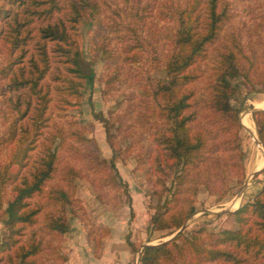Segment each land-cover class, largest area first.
<instances>
[{
	"label": "trees",
	"instance_id": "obj_1",
	"mask_svg": "<svg viewBox=\"0 0 264 264\" xmlns=\"http://www.w3.org/2000/svg\"><path fill=\"white\" fill-rule=\"evenodd\" d=\"M255 1L256 17L261 18L255 26L262 31L257 32V43L239 32L227 33L230 43L218 52L201 101L209 113L208 126L193 131L199 103L189 86L197 78L193 68L230 22L229 0H183L169 15L168 27L155 30L154 35L146 34L151 0H0V118L5 123L0 150L9 149L0 163V219L6 228L0 240V264H61L64 260L60 245L51 241H60L69 229L66 211L74 197L73 178L81 173L67 165L60 173L63 184L53 179L58 150L69 136L73 137L69 148L87 169L103 170L98 177L101 185H121L113 161L108 165L99 158L94 139L79 130L67 134L51 122L54 105L58 109L78 106L79 100L71 97H80V87L92 82L93 74L83 72L79 63L82 18L96 24L92 38L104 57L109 91L121 79L120 62L145 61L148 68L164 73L155 79L147 74L151 81L140 88L141 97L152 100L155 107L146 132L137 134L143 143L137 164L158 195L165 190L167 171H173L169 196L155 207L149 224L166 235L180 230L168 240L140 248L138 264H264V188L233 211L234 229L216 234L202 227L185 232L195 206L179 204L191 169L204 162L208 153L219 151V142L232 143L234 150L240 144V109L230 102L236 91L232 80L238 78L263 91L257 88L264 87V64L257 61V52L264 43V0ZM94 116L103 122L113 147L112 118L101 112ZM251 116L264 150V109L252 111ZM237 153L242 177V154ZM46 203L52 206L43 225L51 235L49 241L35 228ZM87 237L93 238L90 233ZM94 239L98 246L99 239ZM129 245L133 252L139 249L132 242ZM50 257L53 260L47 262Z\"/></svg>",
	"mask_w": 264,
	"mask_h": 264
},
{
	"label": "rangeland",
	"instance_id": "obj_2",
	"mask_svg": "<svg viewBox=\"0 0 264 264\" xmlns=\"http://www.w3.org/2000/svg\"><path fill=\"white\" fill-rule=\"evenodd\" d=\"M229 1L232 11L230 22L225 26L221 38L208 47L205 57L193 68V73L197 78L189 86L199 101L195 105L197 119L193 123V131L203 130L208 126L209 113L201 101L208 91L211 66L218 52L222 51L224 45L230 43L227 33L239 32L241 36H246L254 44L257 43V34L262 32L260 25L255 26L261 20L256 17L257 9L255 10L254 6L258 3L255 0ZM182 2L183 0H151V15L146 24V34L154 35L155 30L167 28L169 15L173 14L175 8ZM64 4L63 11H66V3ZM105 14L103 11L102 15L105 16ZM79 28L80 35L77 37L81 50L79 63L83 72L93 74L92 82L80 87L82 90L80 97H71L74 101L79 100L78 106L58 109L54 105L51 122L61 126L67 134L73 130H79L86 137L94 139L99 158L108 165L113 161L121 185H101L98 177L104 175L103 170L99 173L88 170L86 163L77 158L69 148L73 141V137L69 136L58 150V172L53 182L63 184L60 173L67 165L78 168L81 175L73 178L74 197L66 211L69 229L60 241L57 239L50 241L53 244L58 243L60 251H63L67 234L74 232L76 235L84 236L91 254L97 258L103 248L104 240L109 238V240H117L125 245L135 258L142 244H157L176 232L166 235V231L153 230L149 224L155 207L162 204L169 196L168 188L171 185L173 171H167L165 190L158 195L142 175L141 167L137 164V153L143 144L142 138L138 137V139L137 134L142 136L146 132L148 119L150 120L155 107L152 100L141 97L140 88L147 86L151 81L146 79L147 74L155 79L163 78L164 73L162 70L148 68L145 61L133 64L120 62L123 70L121 79L109 91L105 83L107 71L104 57L96 50L92 38L97 30L96 24L89 18H82ZM114 45L120 48V44ZM258 48L257 61L263 65L264 43ZM232 82L236 85V91L230 102L240 109L239 118L243 124L239 132L240 144L236 151L232 143L219 142V151L208 153L204 162L189 171L183 184L184 190L180 195L179 204L188 205L189 202H193L195 212L186 220L185 232L201 227L214 234L223 229H234L236 221L233 211L244 201H252L255 195L264 188L263 169L254 172L255 169L262 167V164L260 165L262 152L260 154L256 127L250 112L251 108L257 104L254 103L255 101L264 102V87L258 85L257 88L263 90L258 91L251 89L250 85L242 84L238 78L233 79ZM259 105L257 104L256 107ZM260 106L263 107L259 108H264V105ZM98 112L106 118H112L113 126L110 128V133L113 147L107 141L103 122L94 116ZM4 124L0 118V133L3 131ZM237 152L242 154L241 162L244 168L242 177L239 173L240 161L237 159ZM8 153V148L0 150V163ZM36 200L45 203L43 198L37 197ZM236 202L237 204L233 205ZM51 211L52 206L46 203L35 225L38 233L47 241L51 235L46 233L43 225L46 221L45 214ZM5 232V225L0 219V240ZM88 233L93 238L89 239ZM94 238L99 239L98 246ZM130 242L139 246L136 252L132 251ZM46 254L42 255L43 258Z\"/></svg>",
	"mask_w": 264,
	"mask_h": 264
},
{
	"label": "crops",
	"instance_id": "obj_3",
	"mask_svg": "<svg viewBox=\"0 0 264 264\" xmlns=\"http://www.w3.org/2000/svg\"><path fill=\"white\" fill-rule=\"evenodd\" d=\"M83 237L74 232L67 234L64 250L61 251L64 255L61 264H138V255L134 258L125 245L109 238L104 240L100 255L95 258ZM52 260L50 257L48 262Z\"/></svg>",
	"mask_w": 264,
	"mask_h": 264
},
{
	"label": "water",
	"instance_id": "obj_4",
	"mask_svg": "<svg viewBox=\"0 0 264 264\" xmlns=\"http://www.w3.org/2000/svg\"><path fill=\"white\" fill-rule=\"evenodd\" d=\"M257 109H264V108H259V107H256L255 105L251 108V110H250V112L252 113V111H254V110H257ZM245 114V113H244ZM242 123V122H241ZM243 125V124H242ZM245 127V126H244ZM246 128V127H245ZM257 137V136H256ZM257 141H258V143H259V145L261 146V143H260V141H259V139L257 138ZM261 148H262V146H261ZM262 151H263V165H262V167L260 168V169H255L254 170V172H258V171H260L261 169H263V167H264V150H263V148H262ZM180 230V229H179ZM178 230V231H179ZM178 231H176L174 234H172L169 238H167L166 240H168V239H170V238H172V237H174L175 235H176V233L178 232ZM165 241V240H164ZM145 244H142L141 245V248L144 246Z\"/></svg>",
	"mask_w": 264,
	"mask_h": 264
},
{
	"label": "bare ground",
	"instance_id": "obj_5",
	"mask_svg": "<svg viewBox=\"0 0 264 264\" xmlns=\"http://www.w3.org/2000/svg\"><path fill=\"white\" fill-rule=\"evenodd\" d=\"M254 103H257V104H260V105H264V102H257V101H255ZM261 152H262V159H261V162H260V165L262 164V162H263V151H262V148H261V146H260V154H261ZM237 201V200H236ZM237 204V202L235 203V204H233V205H236Z\"/></svg>",
	"mask_w": 264,
	"mask_h": 264
}]
</instances>
